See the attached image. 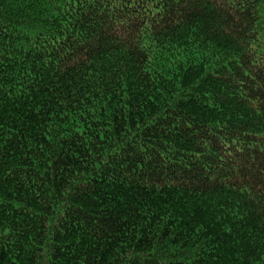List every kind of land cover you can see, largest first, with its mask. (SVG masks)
Here are the masks:
<instances>
[{
    "label": "trees",
    "instance_id": "1",
    "mask_svg": "<svg viewBox=\"0 0 264 264\" xmlns=\"http://www.w3.org/2000/svg\"><path fill=\"white\" fill-rule=\"evenodd\" d=\"M0 264H264V0H0Z\"/></svg>",
    "mask_w": 264,
    "mask_h": 264
}]
</instances>
